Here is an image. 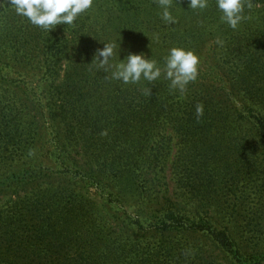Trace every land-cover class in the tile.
Listing matches in <instances>:
<instances>
[{"label":"rangeland","instance_id":"374dc122","mask_svg":"<svg viewBox=\"0 0 264 264\" xmlns=\"http://www.w3.org/2000/svg\"><path fill=\"white\" fill-rule=\"evenodd\" d=\"M168 10L176 20L175 24L162 19L163 8L158 0H94L93 7L79 15L73 25H58L49 32L17 15L8 0H0V157L14 158L13 162L0 168V174L21 172L31 158L33 165L59 169L56 160L63 150L58 146V140L65 132L54 108L60 106L64 86H74L75 82L86 95L70 107L76 109L72 113L77 120L89 128L87 138L92 148L89 153L100 151V154L115 156L127 150L133 157L136 153L141 158L149 156L150 145L136 150L135 122L128 129L122 127L126 114L130 113L122 100L127 97V105L133 107L135 86L140 83L124 84L114 80V67L107 66L104 70L106 66L101 67L99 61L88 63L85 60L86 57L94 58L97 50L103 49V43L115 44L117 52L120 45L119 56H114L110 62L112 65L119 63V58L125 59L129 53H144L147 58L152 56L163 68L164 58L171 48L192 51L199 58L198 78L203 85L197 95L201 102L213 103V76L218 75L232 78L235 72H243L248 77L249 86L264 90V0H245V19L236 29L221 20L216 0H209V6L204 10L190 9L188 0H171ZM235 55L241 57H233ZM77 57H83L85 68H80L78 79L69 81L67 78L72 75ZM57 59L59 71L55 77L54 62L49 61ZM81 75L84 78L91 75L89 83L86 80L83 83ZM160 78L162 81L155 92L159 103L166 83L170 84L163 73ZM97 83L98 88L95 87ZM55 87L57 90L60 87L59 91ZM156 110L154 107L153 111ZM66 117L70 121L74 118L69 110ZM94 122L96 128L91 129ZM200 127L203 126L196 125V129ZM195 134L204 140V146L213 145V132L212 135L207 130ZM169 135L172 139L169 164L172 167L181 160L188 173L202 163L210 173V178L205 172H202L201 181L196 178L199 193L195 200H188L185 193L181 196L183 206L193 205L213 218V188L222 195L223 186L229 185L233 179L232 186L240 192L251 185L250 180L258 178V174L249 173L248 167H241L236 173L233 166L229 172L233 173L230 181L213 184V154L209 158L195 154L196 159H190L188 149L196 151L201 144L193 140L179 143L176 134L169 132ZM64 151V155L77 160L88 156L80 148L67 146ZM34 159L41 164L34 163ZM256 161L263 166L260 177L264 179V157ZM237 162L235 165L239 166L243 160L238 158ZM89 168L95 170L97 164ZM103 183L111 185L107 180ZM254 184L261 185L262 182ZM99 188L100 191L95 192V188L83 187L81 193L92 199L107 225L106 229H109L99 237L98 251L105 256L109 250L116 251L114 264H264V196L260 199L253 194L245 197L247 209L238 215L249 219L250 234L245 235L239 230L232 233L234 249L238 251L235 255L226 253L203 232L150 229L154 220L138 214L139 195L129 184L118 187L113 184L110 188L101 184ZM118 197L122 202L117 208L110 209L116 205ZM136 215H140L143 229L137 232L123 230V220L126 218L133 223ZM226 219L229 221V217Z\"/></svg>","mask_w":264,"mask_h":264},{"label":"trees","instance_id":"16d2710c","mask_svg":"<svg viewBox=\"0 0 264 264\" xmlns=\"http://www.w3.org/2000/svg\"><path fill=\"white\" fill-rule=\"evenodd\" d=\"M85 60L88 63L98 61L93 57ZM49 62H54V76L58 77L59 59ZM84 63L83 57L76 58L72 75L67 78L69 81L80 77ZM89 77H83V83L85 80L89 83ZM159 81L162 79L153 82L141 79L140 85L135 86L133 107L127 105V97L122 100L130 110L122 127L128 129L135 122L136 150L143 145L151 146L146 158H141L138 153L133 157L127 150L115 156L100 154V151L90 154L89 128L77 120L72 113L76 109L70 107L86 93L77 88L76 82L74 86L63 85L60 106L54 108L65 132L57 144L63 150L56 160L59 169L33 165L31 158L21 172L0 174V264H114L116 251L109 250L107 256L98 251L99 237L109 229H106L107 225L92 199L81 193L83 187L95 188L98 192L101 184L106 188L125 183L133 186L139 195L138 214L154 220L150 229L203 232L226 253L238 254L231 235L236 230L249 235L251 226L246 216L238 215L247 209L245 197L253 194L260 199L264 196V179L260 177L263 166L256 161L264 157V90L249 86L248 77L243 72H235L232 78L213 76V103H208L198 99L197 94L203 85L198 77L187 85L184 93L172 89L170 80L166 79L170 84L165 82L167 87L160 94L159 103L155 95ZM95 87H99L98 83ZM198 105H203L204 109L199 118L196 115ZM154 107H157L155 112ZM64 108H68L73 120L66 117L68 110ZM198 124L203 127L196 129ZM90 128H96L95 122ZM205 128L209 134L213 132V145L204 146V140L197 137L200 133L195 134L206 132ZM169 132L176 134L179 143L193 140L201 144L196 148L197 152L188 149L190 159H196V155L209 158L213 154V184L230 181L233 173L229 172L233 166L236 173L241 167H248L249 173L258 174V178L250 180L251 185L240 192L232 186V179L229 185L223 186V196L213 188V218L193 205L183 206L181 196L185 193L188 200H195L199 193L195 180L201 181L202 172L210 178V173L202 163L188 173L181 160L173 162L172 167L169 164L172 148ZM67 146L80 148L88 156L85 160H77L64 155ZM238 158L243 160L242 165H235ZM13 160L12 157H0V168ZM34 160V163L41 164ZM94 163L97 164L95 170L89 168ZM104 180L111 185H105ZM260 182L261 185L254 184ZM115 201L116 205L110 209L117 208L122 199L118 197ZM140 215H136L133 223L125 218L121 228L131 232L142 230ZM88 241L95 243L89 244Z\"/></svg>","mask_w":264,"mask_h":264},{"label":"clouds","instance_id":"9594fccd","mask_svg":"<svg viewBox=\"0 0 264 264\" xmlns=\"http://www.w3.org/2000/svg\"><path fill=\"white\" fill-rule=\"evenodd\" d=\"M158 2L163 8L162 19L169 24H175L176 20L168 10L171 0ZM8 3L17 15L50 32L58 25H73L79 15L93 7L94 0H8ZM188 6L193 10H204L209 6V0H188ZM216 7L221 12V20L232 29H236L245 19L243 16L245 0H216ZM103 45V49L97 50L93 60H98L101 67H114L112 79L124 84H136L141 79L153 82L163 73L165 78L170 80L172 89L184 93L187 85L194 82L199 74V58L192 51L183 48H171L161 68L152 56L147 58L144 53H129L125 59L119 58V63L112 65L110 62L114 56H119L120 45L118 52L115 44ZM203 111V105H198L197 118L203 115Z\"/></svg>","mask_w":264,"mask_h":264}]
</instances>
